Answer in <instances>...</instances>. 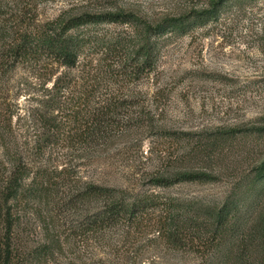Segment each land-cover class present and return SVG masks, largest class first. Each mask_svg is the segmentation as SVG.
I'll return each instance as SVG.
<instances>
[{"label":"trees","instance_id":"obj_1","mask_svg":"<svg viewBox=\"0 0 264 264\" xmlns=\"http://www.w3.org/2000/svg\"><path fill=\"white\" fill-rule=\"evenodd\" d=\"M226 1L154 24L126 11L77 15L65 11L43 20L36 0H0V264H16L14 227L23 207L48 201L63 187L59 181L79 191L70 203L82 212L81 234L105 240L118 227L154 216V227L165 244L193 254L198 264H264V225L256 222L264 197L233 192L216 205L135 193L147 183L170 188L210 182L212 175L185 172L169 177L160 168L129 188L94 182L77 188L81 167L129 157L132 146L110 150L113 140L165 132L159 127L165 91L157 86L163 49L169 41L217 19ZM104 25L119 30L102 33ZM20 70L53 83L41 86V99L24 115L19 101L30 89L25 83L16 87L14 75ZM143 78L151 85L144 100L151 96L155 108L138 105ZM256 171L264 174V164ZM63 250V241L55 235L37 257L52 260ZM23 258L17 243V264H25Z\"/></svg>","mask_w":264,"mask_h":264},{"label":"rangeland","instance_id":"obj_2","mask_svg":"<svg viewBox=\"0 0 264 264\" xmlns=\"http://www.w3.org/2000/svg\"><path fill=\"white\" fill-rule=\"evenodd\" d=\"M214 1L36 0V5L43 20L55 19L65 11L70 15L126 11L157 24L193 9H209ZM117 28L104 25L102 33ZM14 82L16 87L25 83L30 89L19 101L23 115L38 104L44 93L41 86L53 84L25 70L15 73ZM157 86L165 91L159 103L165 107L159 127L176 134L147 131L144 136L133 133L113 140L110 150L132 146L129 157L81 167L77 188L84 182L129 188L142 175L148 180L161 168L169 177L194 172L215 178L170 188L147 183L135 193L216 205H222L233 192L263 199L264 174L256 169L264 164V0H227L217 19L169 41L163 49ZM148 87L147 79L139 81L138 105L155 108L151 96L144 100ZM26 97L31 98L27 101ZM18 111L16 107V135ZM59 182L63 187L53 191L48 201H35L20 212L13 236L16 264L17 243L25 264H198L193 254L165 244L154 227V216L140 224L118 227L105 240L92 233L81 234L82 212L70 203L79 191ZM258 211L261 216L256 222L264 225V202ZM55 235L60 236L64 250L52 260H39L40 249Z\"/></svg>","mask_w":264,"mask_h":264}]
</instances>
